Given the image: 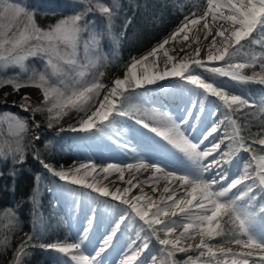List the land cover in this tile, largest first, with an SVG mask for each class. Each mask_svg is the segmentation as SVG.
I'll return each mask as SVG.
<instances>
[{"label": "snow or ice", "instance_id": "6c2138e0", "mask_svg": "<svg viewBox=\"0 0 264 264\" xmlns=\"http://www.w3.org/2000/svg\"><path fill=\"white\" fill-rule=\"evenodd\" d=\"M205 2L206 7L202 14L196 19L186 16L185 22L172 34L170 40L176 41L183 33L182 39L187 41L190 29L200 26L203 21L204 39L213 36L215 29V35L207 49V60L225 61L224 65L206 67L201 59L189 60L188 56H184L179 63H172L174 58L164 51L167 60L159 73L145 72L138 75L137 66L143 65L149 57H156L157 53L170 43L169 39H165L148 55L138 60L133 59L124 78L114 81L108 93L99 102V107L92 111L91 115H86V118H79L77 127L69 129L74 133L86 134L79 139L88 141L104 136L113 140L120 148L130 149L135 153L131 163L124 166L109 163L101 169L105 174L118 173L119 180L129 185L128 188L110 191L107 186H98L96 181L89 182L88 177L96 171L95 164L85 163L71 170H56L40 160L52 176L64 182L61 191L71 199L74 213L85 211L82 202L87 204L86 225L76 240L47 246L66 257L70 256L75 264H105L101 258L102 254L113 247L118 233L123 234L121 225H124L125 232L129 228H136L137 231L134 238H130L124 245L125 250L119 264H211V261H215V264H264V154L257 155L253 148L254 144H258L260 151L264 153V136L248 142L231 115L254 105L242 95L202 78L193 69L195 65V68H205L215 76L228 77L240 83L264 85V51L245 52V49H250L257 43L264 45V0ZM77 3L83 6L75 13L62 17L47 28H42L36 22V13L28 6L19 0H0V73H7L8 69H19L17 72L0 75V87L10 86L17 93L23 88L39 89L42 101L38 106L33 107L30 97L23 93L19 106L25 112L31 110L32 118L37 112H46L48 128L60 124L70 112L87 114L94 107L100 90L105 87L100 82L103 73L93 75L91 69L97 68L101 61L106 62L108 59V54L101 48V42L105 31L110 33L112 20L119 5L117 0H110L109 3L103 0H77ZM92 13L99 14L105 20L104 28L96 26L95 20L89 18ZM191 15L195 16L196 12ZM217 37L220 38V46L217 45ZM199 40L200 36L197 35L195 41L198 43ZM180 51L184 49L181 48ZM200 51V47L195 48V57L200 56ZM241 53L247 56V60L237 62L235 57ZM32 58H38L42 62V70H37L35 65L28 63ZM168 64L172 65L170 70ZM257 64L259 71H253L251 75L244 74V69H256ZM170 76H179L195 86L186 89L190 106L185 115L177 121L165 113L154 112L150 118L156 121L155 125L150 126L141 119H136L135 123L155 133L192 161L179 172L173 169L165 170L157 162L148 161L146 157L141 156L134 146H129L113 124V113L118 117L130 114L124 107H118V101L123 103L139 96L130 90L142 88L145 84H155ZM125 93H129V96H125ZM8 95L9 93H4V97ZM209 96L222 102L220 106L224 112L205 128L200 139L193 140L182 126L188 125L191 120L189 130L195 131V125L201 123L205 102L212 103L208 99ZM0 103L7 101L0 97ZM12 103L16 104L17 101ZM260 112L264 113V106L260 108ZM4 116L8 118L3 122L8 124L9 132L15 129V140L0 148V159L7 160L11 157L14 164L22 163L25 147L31 146V141L27 146L24 144L23 137V133L28 130L29 118L13 113H5ZM110 117H113V120H110ZM226 122L231 126V131H228L227 127L221 128ZM33 126L39 128L40 125L34 122ZM59 131H65L62 125ZM219 131H223L224 136L202 149L201 144ZM261 131H264V127ZM33 138L38 140L39 135L35 134ZM225 140L228 143L222 150L221 145ZM241 151L249 153V156L237 160ZM33 155L34 158L40 159L38 150ZM209 157L211 159H208ZM234 160L239 167L237 174L229 179L228 173L235 166ZM149 168L154 170L151 181L158 183L161 179L166 180L167 184L162 192L171 194H161L159 199H154L141 191V194L129 199L128 193L132 188L140 187V183L133 184L135 177L125 181V170L135 169L139 172ZM173 181L178 182L177 191H183L179 198L177 191H173ZM241 185L243 187H238ZM80 189H90L91 192L110 197L126 207L118 209V215H113L110 209L116 206L108 205L106 201H97L89 192ZM234 189L236 191H233ZM89 200L91 203H88ZM257 200L260 201L259 204L256 203ZM141 201L144 203L141 204ZM169 216L173 219L166 220ZM176 217L180 219L177 220ZM224 217L228 218L227 221H224ZM0 219H6L8 224H11L15 213L8 210ZM126 221L128 223H125ZM222 222L232 225L230 232L224 230ZM5 226L7 227V224ZM99 226L105 229L100 236L101 243L93 254L85 255L81 251L82 245L89 239V234ZM178 228L182 229L179 233ZM222 236L230 237L226 242L240 246V250L233 251L232 248L225 249L222 246L218 251L214 250L217 246L208 241ZM197 237L199 243L182 245V241L195 240ZM152 238H155L160 247L141 259L142 254L149 249V240ZM31 240L32 237L28 236L26 241L13 249L11 264H23L22 257L30 255L27 249L34 246L30 243ZM9 246L10 240L5 235L0 240V253L6 251ZM190 252H195L196 255H188L183 262L176 260L177 253ZM201 257H207L209 260L203 261ZM253 257L256 259H252ZM62 264L68 262L64 261Z\"/></svg>", "mask_w": 264, "mask_h": 264}, {"label": "rangeland", "instance_id": "374dc122", "mask_svg": "<svg viewBox=\"0 0 264 264\" xmlns=\"http://www.w3.org/2000/svg\"><path fill=\"white\" fill-rule=\"evenodd\" d=\"M39 0H19L20 3L28 6L31 10H33L36 15L35 19L37 22V16L42 17H49L54 18L51 22H45L43 26L37 22V24L42 28H47L50 25L55 24L59 19H61L64 16H70L73 13H75L80 7L83 5H80L77 3V0H53L52 4L48 6L47 9L39 8L37 7V3ZM105 3H109L110 0H103ZM206 6L205 5L202 9L204 10ZM201 11V12H202ZM199 12V13H201ZM196 13L197 16H199ZM201 15V14H200ZM193 15L187 16L189 19L195 17ZM191 17V18H190ZM90 19L95 20V25L104 28L105 27V20L99 15V14H89ZM113 21V20H112ZM185 22V18L180 21V23L174 27L171 31H169L159 42H157L155 45H153L151 48H153L156 45H159V43L166 37L173 33L177 28H179L183 23ZM181 24V25H180ZM113 23L111 25L110 33L106 30L105 34L102 38L101 42V48L102 50L108 54V59L112 56V50L110 47H108L107 44L114 43V36H113ZM256 34L254 33V36ZM258 39H260L258 37ZM246 43V42H242ZM174 47V50L177 52V54H182V51H180V48ZM140 53L139 55H136L132 57L130 60L124 62L114 73V75L110 78H107V75L109 74L108 69V59L107 61H101L99 66L97 68L91 69V73L93 75L98 74L99 72H102L103 75L100 77V82L105 85L103 89L100 90L99 97L96 101H94V107L89 110L87 114L85 113H76V112H70L67 116L63 118L60 124L55 125L52 128H48V120H47V113L46 112H37L34 114V118H32L31 110L29 112L23 111V109L19 106L20 96L21 94H27L30 97V100L32 102L33 107L38 106L42 101V95L40 93L39 89H36L38 93H30L28 92V88H23L20 90L19 93L14 92L10 86L0 87V97H3L7 103H0V148L6 147L7 145L11 144L15 140V129L12 130V132H9L8 124L3 122L7 120L8 118L4 116L5 113H13L20 117H28V130L23 133L24 137V144L27 146L29 144V141H31V146L25 147L24 150V161L27 160L28 156L30 154L34 153V148L32 146V141L34 140V135L38 134L39 137H43V142L45 146L52 148L55 150V152L58 154H62V156L67 157L66 160L68 163H64L61 159H58V162L56 164H49L51 167L61 170H68V168L71 167H79L80 164L84 163V159L80 157L81 152L79 149L87 156H89V161L86 160V163L89 164H95L98 165L97 159L99 156H111V154L118 153V157H120L121 151L124 153L122 157H128L134 159L135 153L130 151H124L122 148H120L116 143L113 142V140L108 139L107 137L100 136L96 140H88L86 142H91L94 144H105L107 145L104 148H88L87 146L83 145L81 141H85L82 139H79V137H83L86 134H78L75 137V139L80 140L82 145H79V149H72L71 140L69 138L70 134L74 133L70 131L69 129L71 127H77L78 123L77 120L79 118H86V115H90V113L96 108L99 107V102L103 100V97L105 94L108 93L110 88L113 86L114 81L118 78L122 79L124 78L125 73L128 71V68L130 67L131 63L133 62V59H141L143 56L148 53L149 50ZM254 51V52H261L264 51V45H261L260 43H257L253 46H251L250 49H245V52L247 51ZM114 51V47H113ZM167 57L164 55L162 58H155L151 63L148 65L141 66L140 70L137 71V74L149 72L152 69H156L158 73L162 70L164 63L166 62ZM235 60L237 62H243L247 60V56L244 53H241L237 57H235ZM29 64L35 65L37 70H42V62L38 58H32L29 62ZM225 64V61H216V62H205L206 67H214V66H222ZM171 69L170 66H167ZM147 68V69H146ZM169 69V70H170ZM193 69L198 72L202 78H205L209 81H214L217 85L222 86L226 90H230L233 93L242 95L245 99L249 101L250 104H253L254 107L252 108H243L240 111H236L232 113V118L237 121V124L241 128V134L246 137L248 142H251L253 136H264V131H261L262 127H264V113L260 112V108L264 106V85H260L257 83H240L238 81H233L228 77H221V76H215L205 70V68H195V65H193ZM252 70V68H246L245 70ZM257 71H259V64H257L256 67ZM19 69H8L7 73H0V75H7L8 73L17 72ZM141 71V72H140ZM189 71H192V69H189ZM152 72V71H151ZM150 72V73H151ZM188 73L186 72L185 75ZM247 75V74H246ZM189 88H195V86L190 85L187 83L186 80H182L179 76H170L166 78L165 80H159L155 84H145L144 87L130 90L134 91L135 93H138V97H132L130 100H126L123 103H119L118 101V107H124L126 110H129V115L124 117H118L115 116V113H113V117H110V120H113L114 128L118 130L122 137H131L133 139L138 138L140 139L141 143H134L131 146H136V152H138L141 156H144L147 158H151L149 160L155 161L158 164L162 165L166 169H173L177 172L184 169L186 165H189L192 163L185 155L184 153L180 152L178 149L173 148L171 145L167 143V141L163 140L161 137L157 136L155 133L149 131L148 129H145L142 127V125L135 123L136 119H141L151 125H155L156 121L152 120L151 114L152 113H165L169 116H171L174 120L179 121L180 118H182L185 115V112L189 109L190 106V97L186 92V89ZM30 89V88H29ZM161 89L166 95H171L174 99H177L176 101H167L164 98L157 97L153 93V90ZM197 91H200L197 89ZM9 93L7 97H4V93ZM125 96H129V93H125ZM209 101L212 103H209L208 101L205 102V111L201 113V123H198V127H201V130L199 134L194 135L195 133H192L191 130H189V126L192 124V121H189V124L183 125L182 128L185 130L186 134L192 138L193 140L200 139L201 135L203 134L205 128L211 124L214 120L220 118L224 112L223 107H221L220 101H218L215 97L209 96ZM12 101H17L16 104H13ZM195 113V110H193ZM215 112V114H213ZM69 120H72L73 122H69ZM34 122L39 123V128H36L33 126ZM69 122V123H68ZM247 122V123H246ZM107 123V122H106ZM61 125L64 127L65 131H59V128ZM227 127L228 131H231V126L227 124L221 125V128L224 129ZM252 127V129H251ZM135 130V131H133ZM224 136V132L220 131L218 139ZM228 143L227 140H225L223 149L225 145ZM85 144V143H84ZM110 145V146H108ZM202 146V145H201ZM202 148V147H201ZM253 148L255 150V153L257 155L264 154L260 151V146L258 144H254ZM222 149V150H223ZM148 156V157H147ZM249 156V153L241 151L239 153V156L237 157V160L240 158H247ZM64 157V158H65ZM155 159V160H154ZM206 162V161H205ZM234 167L231 168V171L228 173L229 179L234 177L237 174V168L239 165L237 164V161L234 160ZM15 164L13 163L11 157H9L7 160L0 159V176L3 174L5 170L11 169ZM4 167V171L3 170ZM40 172L35 176L34 179V188H33V198L32 202L34 205V222L33 226L35 228V231L38 233L42 232V228L45 223V215L43 213L44 209H51L52 215H54L55 220L58 222L60 221V224L64 227L66 231V240H63L62 242H53L49 245L56 244V243H71L76 240V234L79 235L81 229L83 227H79L80 222L82 221L83 225H86V219L85 215L87 214V205L86 203L82 202V207L85 209L83 212H75L73 211L71 199L68 196H65L64 193L61 191V188H59V182H61V185L64 186V182L60 181L59 178L54 177L51 175V173L43 167V165L40 163ZM76 188H79L77 186H73ZM243 187V185L238 186ZM82 191V189H80ZM233 191H236L235 189ZM44 196V198H42ZM97 199L98 196H95ZM99 201H106L108 205H114L116 207H113L110 209L111 213L113 215H118V209H123L126 206L122 205L120 203H117L112 200H108L105 198H102ZM257 204L260 203L259 200L256 201ZM100 209V208H99ZM10 210L11 212L15 213V219L12 221L11 224H8L6 219H0V240L3 239L5 235L8 236V238L11 235V232L15 229L16 221L18 219L17 213L15 209L8 205L6 208H3L0 211V216H3L5 212ZM70 212V213H69ZM69 213V215H68ZM138 220V218H136ZM227 217H224V221H227ZM125 223H128L127 221ZM142 223V222H140ZM7 224V227L5 226ZM222 227L226 232H230L232 229V225L230 223H223ZM78 228V230L76 229ZM95 231H103V228L101 226L94 229ZM137 231L136 228H129L126 232L124 231V225H121V232L119 233L120 236V246L124 247L125 244L128 243L130 238H134L135 232ZM93 233L89 234V239L84 242L82 245L81 251L84 252L85 255H91L94 253V251L97 249V246L101 243L99 237H95L92 235ZM141 235H144L141 233ZM226 238L225 236L217 237L215 240L208 241V243H211L212 245H220L221 243H227V240L222 241V239ZM220 241V242H217ZM48 245H45L43 249L48 250L51 254V258L53 260L52 264H62V262L67 261L68 264H75V262L71 261L70 256L66 257L61 253H57L54 249L47 247ZM160 246L158 245L155 238H152L149 240V249L142 254L141 259H144L148 257L151 253L155 252ZM188 255L195 256V252L190 253H177L176 254V260L183 262ZM203 261L209 260L207 257H201L200 258ZM252 259H256V257H253ZM119 259L113 258L112 264H118ZM211 264H215V261H211Z\"/></svg>", "mask_w": 264, "mask_h": 264}, {"label": "trees", "instance_id": "16d2710c", "mask_svg": "<svg viewBox=\"0 0 264 264\" xmlns=\"http://www.w3.org/2000/svg\"><path fill=\"white\" fill-rule=\"evenodd\" d=\"M52 2L53 0H39L37 7L47 9ZM117 3L119 8L112 21L114 43L107 44L113 52L107 62L109 69L107 78L112 77L124 62L159 42L186 16H190L192 12H201L205 0H117ZM36 18L42 26L45 22H51L54 19L42 16ZM253 71L257 69H247L245 73L251 75ZM69 122L73 121L69 120ZM261 137L253 136L252 139ZM32 146L34 152L38 150L39 160L34 158V153L30 154L25 162L15 164L9 170L4 171L3 167L4 172L0 176V211L10 205L15 209L18 217L15 229L9 237L10 246L0 253V264H11L13 249L19 243L26 241L28 236L32 237L30 243L34 246L27 249L30 255L22 257L23 264H52L50 252L43 249L41 245L45 246L67 239L64 227L60 221L55 220L51 209L45 208L43 211L46 224L41 229L42 232L35 231L33 226L35 208L32 202L34 179L40 172V160L47 164H56L58 159L68 163L67 157L45 146L43 137L34 139ZM229 238L226 237L222 241Z\"/></svg>", "mask_w": 264, "mask_h": 264}, {"label": "bare ground", "instance_id": "6f19581e", "mask_svg": "<svg viewBox=\"0 0 264 264\" xmlns=\"http://www.w3.org/2000/svg\"><path fill=\"white\" fill-rule=\"evenodd\" d=\"M198 17L199 16H195V17H193L191 19H196ZM208 19H209V21H211V17H209ZM202 24H203V21H201V25L200 26H197L194 29H190V31L188 33L189 39L187 41H184L182 39L183 33H181V35L177 37V40L173 42V41L170 40V37L172 36V34H174L178 30V28H177L173 33H171L169 36H167L165 38V39H169L170 43L168 45H165L164 49L159 51L157 53L156 57H149V60L146 61L143 65H148L155 58H158V57L162 58V56L164 55V51H167L169 53V55H171L174 58L172 63H179L184 56H188L189 60L199 58L202 61H204V63L205 62H209L207 60V49L210 46V43H211V40H212L213 36L215 35V29L213 31V36H209L207 39H204L205 30L202 29ZM197 35L200 36V40H199L198 43L195 41V37ZM163 41L161 43H163ZM159 45H157L153 49L158 48ZM217 45L220 46V38L219 37H217ZM175 46H177L180 49L181 48L184 49V51H182V54H177V52L174 50ZM196 47H200V49H201L199 57H195V55H194V50H195ZM152 50H150L149 52H151ZM148 53H146L144 56L148 55ZM143 65H138L137 66V71L140 70L141 66H143ZM164 66L165 65H163V68H164ZM167 66L171 67L172 65L168 64ZM168 69H170V68H168ZM149 72L158 73V71L156 69H152ZM28 92H30V93H38L35 89H28ZM152 94H154L157 97L164 98V99H166L167 101H170V102L173 101V100L174 101L177 100V99H174L171 95H166L161 89L153 90ZM90 115H91V113H90ZM200 130H201V127H198V124H196L195 125V131H191V132L195 133L194 135H197V134H199ZM219 132L214 134L213 137H210L208 140L204 141L203 144H201L202 145L201 146L202 149L206 148V147H209L215 140H217L218 139L217 137L219 136ZM78 134H84V133H72L69 136V138L71 140L70 143L72 145V149L73 148L74 149L75 148L79 149V147H80L79 145H82L83 142L85 143V144L83 143V145L87 146L88 148H93V150H95L96 148H100L101 149V148H104V147L107 146L105 144H101V145L97 144L96 145L94 143H91V142L88 143L86 141H81L82 142L81 143L80 140H77L74 137V136H76ZM123 139L129 144L130 147L133 144L132 140H134L135 144H137V143L140 144L141 143L140 142L141 140L140 139L138 140V138L133 139V138L128 136V137H124ZM108 146H110V145H108ZM223 146H224V144L221 145V149H223ZM122 149L124 151H128L129 150V149H124V148H122ZM79 151L81 152L80 157H82V159L85 160V161H83L84 163H82V164H85L87 162L86 160L89 161V156L85 155L80 149H79ZM115 153L116 154H111V156H109V157L108 156H103V155L98 157V159H97L98 165H96V171L93 172L92 176L88 177L89 182L96 181L98 186H107L110 191H115L117 188L124 189V188H128L129 187V185H127L124 181L119 180V174L118 173L110 172L108 174H105V173H103L101 171V169L103 167H106L107 164H109V163H113V164H118V165L124 166L127 163L133 162V160H134V159L128 158V157H125V158L122 157V155H124V153H122V151H121L122 155L120 157H118V153L117 152H115ZM216 155H218V153H216ZM149 159H151V158H147L148 161H152V160H149ZM208 159H211V157H209ZM87 164H89V163H87ZM226 167H229V166H226ZM73 168H75V167L68 168V170H71ZM56 170H58V169H56ZM165 170H168V169L165 168ZM153 175H154V170L151 169V168H149L147 170H143L142 169L139 172H137L135 169H133L131 171L126 169L125 172H124L125 181L135 177V179H133V184H136L138 182L140 183V187H135V188L131 189V191L128 193V198L131 199L132 197H135L136 195L141 194V191H143V193L147 194V196H151L154 199H159V196L161 194H164L162 192V189L166 186L167 181L164 180V179H161L158 183L154 182V181H151V178L153 177ZM229 175H230V173H229ZM144 181H149V183H144ZM60 187H63V185H61V182H59V188ZM77 187H79V186H77ZM154 188L156 189V191H153ZM177 190H178V182L173 181V191H177ZM82 191L89 192L91 197L98 196V198L96 199L97 201L101 200L102 198L111 200L110 197L99 196L98 193L91 192L90 189H82ZM169 194H171V193L164 194V195H169ZM64 195L67 196L66 194H64ZM181 195H183V191L182 190L177 191V198H179ZM115 202L119 203V201H115ZM88 203H91V200H89ZM143 203H144V201H141V204H143ZM99 210L100 209L98 207V211ZM69 213H68V215H69ZM165 219L166 220H171V219H173V217L169 216V217H167ZM175 219L179 220L180 217H176ZM83 226H85V225H83L82 221H81L79 227H83ZM76 229L78 230V228H76ZM104 231H105L104 228H103V231H95L94 230L92 232L93 233L92 235H94L95 237L97 236V237L100 238L101 234H103ZM180 231H182V229L178 228L177 232L179 233ZM75 238H77V234H76ZM197 243H199V237H197L195 240L182 241V245H184V246H186L188 244L195 245ZM215 246H217V247L214 250H217V251H218V248L220 246L224 247L225 249L232 248L233 251H239L240 250V246L235 245V244H229V243H221L220 245H215ZM124 250H125L124 247L120 246V236H119V233H118V239H115L113 241V247L109 248L105 253H103L101 258L105 261V264H112L113 263V258L119 259V261H120L121 256H122V252Z\"/></svg>", "mask_w": 264, "mask_h": 264}, {"label": "water", "instance_id": "95a60500", "mask_svg": "<svg viewBox=\"0 0 264 264\" xmlns=\"http://www.w3.org/2000/svg\"><path fill=\"white\" fill-rule=\"evenodd\" d=\"M29 89V88H28ZM30 89H35V88H30ZM36 90V89H35ZM37 91V90H36ZM38 92V91H37Z\"/></svg>", "mask_w": 264, "mask_h": 264}]
</instances>
